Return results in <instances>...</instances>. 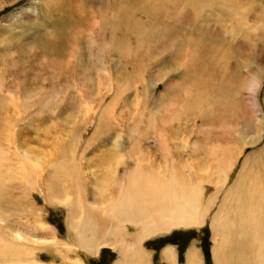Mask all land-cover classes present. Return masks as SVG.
Here are the masks:
<instances>
[{"label": "rangeland", "instance_id": "1", "mask_svg": "<svg viewBox=\"0 0 264 264\" xmlns=\"http://www.w3.org/2000/svg\"><path fill=\"white\" fill-rule=\"evenodd\" d=\"M139 1L0 0V92L8 88L15 94L13 101L0 99L4 110L0 114L18 99L29 106L17 127L22 130L25 124L27 130L14 136L24 145L19 149L39 169L71 165L72 160L80 161L82 170L87 166L86 172L79 171L83 193H78L92 203L99 186L89 179L103 149L122 155L130 166L129 154L115 151V144L139 143L149 166L162 173L161 160L168 165L166 171L171 168L168 143L183 146L178 159L183 167L195 164L183 145L188 142L204 159L210 152L223 151L228 159L239 153L222 193L227 195L240 178L234 193L241 200L251 204L254 198L263 199L264 174L256 162L264 155L259 151L264 148V131L262 139L251 142L261 126L259 118L264 120V0ZM48 41L49 46L57 45L55 54L43 50ZM259 76L253 102L247 86ZM16 91L23 93L18 96ZM171 131H176L174 140ZM63 147L66 154L61 153ZM210 164L201 168L208 171ZM124 167L120 165L119 176ZM2 169L0 226L5 223L3 213H8L15 233L37 247L35 259L43 264H113L118 256L113 240L100 237L91 252L68 243V209L55 196L60 194L62 200L67 192L59 190L69 184L76 189L73 181L62 184V177H46L41 170L36 184L24 191L17 178L20 167L5 160ZM191 176L186 173L192 181ZM218 182L210 184L220 187ZM75 189L70 191L73 195ZM12 203L13 209L6 210ZM216 211L211 209L209 218ZM209 218L199 226H181L142 239L149 264H167L161 255L168 245L176 264H187L189 247L197 249L203 264H212L213 240L219 236ZM58 241H64L69 251L53 249Z\"/></svg>", "mask_w": 264, "mask_h": 264}, {"label": "bare ground", "instance_id": "2", "mask_svg": "<svg viewBox=\"0 0 264 264\" xmlns=\"http://www.w3.org/2000/svg\"><path fill=\"white\" fill-rule=\"evenodd\" d=\"M48 42L47 46L42 45L43 50L47 49L48 52L55 54L57 45L49 46L50 41ZM71 53L73 54L74 50L73 52L71 51ZM70 66H73V64ZM72 68L70 67L69 69ZM67 69H65V71ZM70 71L71 70H69V72ZM67 76L69 75L67 74ZM259 80L260 76L252 82H249L247 86L250 99H252L253 102ZM7 89H3L2 92H0V99L13 101L15 99L13 95L15 94ZM16 93L19 96V94L23 92L20 93L16 91ZM9 107H6V112H2L4 110H2V105L0 106V110H2V114H0V183L3 173V162L5 160L13 162L20 167L21 175L17 178L23 190L29 189L36 184V177H38L39 172L41 173V170L45 173L46 177L48 174L57 176L58 179L62 177V184L64 180L67 183L73 181L76 189L74 186L71 187L72 184H69L70 187L68 189L63 187L62 190H59L60 193L67 192V195H65L62 200H60V194L57 196L54 195L56 199L68 209L67 223L71 229L68 243L79 246L86 252H91L96 248L95 240H99L100 237L102 240H113V243H118L117 247H114L118 252V256L113 264H149V256L141 247L140 242L142 239L155 237L160 232L169 231L181 226H199L209 218L211 209L216 207L217 211L209 218L211 229L219 236V240L216 241V236L213 240L215 245L212 246L211 250L212 264H264V198H254L251 204H247L244 200H241L240 196L234 193L240 178H238V180L235 179L227 195L226 193H222L227 176L234 170V160L238 157L239 153L231 159H228V156H226L227 153L224 154L223 151H220L219 154H212V152L209 151L210 155L207 159H204L201 157V154H195V150L192 152L194 145L189 146L187 142V144H183L186 150H188L187 157L196 160V162L194 165L190 164L185 168L182 162H178V159L182 158V151L180 150L183 149V146L177 144L170 146L168 143L166 153H168L167 159L171 164V168L166 171L168 165L166 162H161L163 161L161 160L160 163L165 164L163 165L164 171L158 173L157 170L149 166L150 159L146 160L142 153V151L144 152V148L140 147L141 145H139V143H131L128 147L123 143H116L115 151H120V153L123 151L126 152L127 155L129 154L127 158L131 161V164L129 166L122 155H117L112 150L104 151L103 149L100 154L101 159L99 158L101 160L100 163L95 162L97 168L94 173L99 172L100 175L93 173V179H89L92 184L99 186V189L94 193V201L89 203L85 201L83 195L79 194L83 186H81L80 189L78 184V182H80L79 171L86 172L89 168L86 166V170H82L81 162H74L72 156L71 165L63 162L51 164V168L49 167L46 169H39L36 165H33V161L26 157V152L19 149L20 144L15 141L14 137L15 134L22 135L27 130L25 124H23L22 130H17V127L19 123L24 122V111L26 110L25 108L29 106L27 102L25 104V102L20 99H18L15 104H12V107H10L12 117L16 115L13 121L11 120L12 117H8ZM259 122H261V126L254 133L251 145H254L259 139H262L261 133L264 131V120L259 118ZM169 133L173 139L176 131H171ZM21 146L24 145L21 143ZM98 147H101V145ZM63 148H61V153L66 154V149L65 147ZM259 151L264 153V148ZM192 154L194 155L193 157H191ZM162 155L161 153V156ZM102 157H106L105 162H103L104 158ZM164 157L167 156L163 155L162 157L167 161ZM99 159H97V161ZM116 159L117 161H115ZM146 161L147 165H144ZM205 162H211L209 165L210 169H207L208 171L201 168ZM99 165H103V167L105 165V169L101 170L102 168ZM120 165L125 166L121 176L118 175ZM256 165H258V168L264 174V155L259 158V162H256ZM7 169H9V167L6 166V170ZM104 170H106V174L102 173ZM71 172L73 174H70ZM187 172L192 174L191 178L193 182L190 178L186 177ZM250 173L252 174V171ZM218 180V185L220 184V187L214 188L211 184ZM72 189H75L77 194L73 195V192H70ZM210 190L213 191L212 195L209 193ZM50 191L52 190L50 189ZM206 192H208V194H206ZM47 193L48 191L46 194ZM221 193V200L218 201L220 203H217L216 200ZM49 196L51 197V195ZM230 199L231 202L229 201ZM104 200L107 202L103 205L101 202ZM229 203H231V205L233 203L234 206L231 207ZM13 204L14 203L10 204L6 210H12ZM3 216H6V218L4 219V225L0 226V264H20V262L23 264H43L33 257V251L34 249L36 250L37 247L28 245L25 242L27 238L21 237V235L15 233L16 229L13 223L8 220L10 216L8 213H3ZM0 217H2L1 212ZM130 226L135 229L133 232H127V228ZM4 232L10 233L11 235L15 233L17 235H13V238H10L4 235ZM63 242L58 241L53 249L57 251L61 250L62 253L63 249L64 251H69L68 247ZM60 246L64 247L59 248ZM194 249L197 252L195 247H189L187 250L186 254L188 256L186 258V263L203 264L202 259L197 256ZM162 255L167 264H176V257L172 246H166L163 249ZM67 264L81 263L70 262Z\"/></svg>", "mask_w": 264, "mask_h": 264}, {"label": "crops", "instance_id": "3", "mask_svg": "<svg viewBox=\"0 0 264 264\" xmlns=\"http://www.w3.org/2000/svg\"><path fill=\"white\" fill-rule=\"evenodd\" d=\"M142 245V244H141ZM145 247V246H144ZM145 248H147V247H145ZM159 253V252H158ZM161 256H163V255H161Z\"/></svg>", "mask_w": 264, "mask_h": 264}]
</instances>
